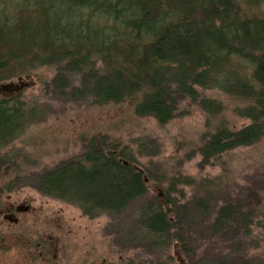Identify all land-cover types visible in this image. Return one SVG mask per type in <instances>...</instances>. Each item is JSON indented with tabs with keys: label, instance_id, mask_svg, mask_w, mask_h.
Here are the masks:
<instances>
[{
	"label": "trees",
	"instance_id": "obj_1",
	"mask_svg": "<svg viewBox=\"0 0 264 264\" xmlns=\"http://www.w3.org/2000/svg\"><path fill=\"white\" fill-rule=\"evenodd\" d=\"M260 0H0V82L39 66L54 99L133 101L159 123L196 88H217L240 104L249 123L215 128L200 148L205 162L264 136V14ZM246 6V7H245ZM245 7V8H244ZM213 113L217 104L201 98ZM218 107V106H217ZM37 112L18 94L0 96V150ZM10 156L0 157L9 167ZM117 139L92 137L50 169L18 177V186L110 219L105 234L128 248L165 257L159 264H264L248 255L251 219L237 198L216 193L217 180H188L201 194L176 201ZM8 183V185H10ZM176 250L183 261L170 260Z\"/></svg>",
	"mask_w": 264,
	"mask_h": 264
},
{
	"label": "rangeland",
	"instance_id": "obj_2",
	"mask_svg": "<svg viewBox=\"0 0 264 264\" xmlns=\"http://www.w3.org/2000/svg\"><path fill=\"white\" fill-rule=\"evenodd\" d=\"M249 11L264 14V0ZM54 72L52 66H39L19 75L29 76L33 85L18 92V98L37 113L23 132L0 150V157L11 158L9 167H0V183L11 182L16 197L46 214L47 222L39 221L40 225L60 229L69 246L70 260L84 257L97 264H159V260H168L151 255L140 246L119 245L114 234L104 232L110 221L105 214L90 217L78 207L43 195L30 186H18L17 178L21 175L50 169L80 153L90 138L101 136L126 145L136 156L137 167L150 169L157 183L150 184V193L162 194L165 190L174 200L183 201L201 194L195 184L188 183L189 179H216V193L240 200L252 221L247 254L264 259V136L208 162L200 151L216 127L238 129L249 123L247 118L237 115V100L217 88L198 87L196 99H181L172 118L159 123L152 115L135 113L129 98L103 104L54 99L45 87ZM17 77L1 82L16 81ZM6 94L0 91V96L7 97ZM201 98L214 101L218 107L209 113L200 104ZM169 254H173L170 260L184 262L176 250L170 249Z\"/></svg>",
	"mask_w": 264,
	"mask_h": 264
},
{
	"label": "flooded vegetation",
	"instance_id": "obj_3",
	"mask_svg": "<svg viewBox=\"0 0 264 264\" xmlns=\"http://www.w3.org/2000/svg\"><path fill=\"white\" fill-rule=\"evenodd\" d=\"M45 216L0 183V264H97L84 257L70 260L60 229L40 225Z\"/></svg>",
	"mask_w": 264,
	"mask_h": 264
},
{
	"label": "water",
	"instance_id": "obj_4",
	"mask_svg": "<svg viewBox=\"0 0 264 264\" xmlns=\"http://www.w3.org/2000/svg\"><path fill=\"white\" fill-rule=\"evenodd\" d=\"M33 85V81L29 76H18L16 81L9 80L7 82L0 83V91L7 92V97L14 96L20 92L23 88Z\"/></svg>",
	"mask_w": 264,
	"mask_h": 264
}]
</instances>
